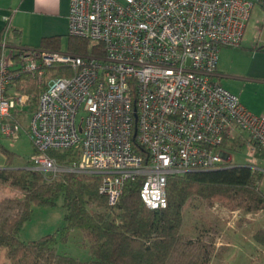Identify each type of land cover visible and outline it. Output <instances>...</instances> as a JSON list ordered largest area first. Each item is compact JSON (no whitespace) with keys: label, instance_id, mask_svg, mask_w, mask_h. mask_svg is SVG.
I'll return each mask as SVG.
<instances>
[{"label":"built area","instance_id":"1","mask_svg":"<svg viewBox=\"0 0 264 264\" xmlns=\"http://www.w3.org/2000/svg\"><path fill=\"white\" fill-rule=\"evenodd\" d=\"M256 7L264 11V0H70L68 34L103 53L15 47L4 37L0 136L24 135L35 94L17 82L28 73L42 89L26 132L29 169L48 182L98 176L114 207L141 177L145 205L165 209L170 176L238 165L222 147L228 139L242 141L244 164L264 177V115L215 79L222 47L242 45ZM5 23L7 36L10 16ZM55 65L72 75H49ZM52 150L78 158L59 161Z\"/></svg>","mask_w":264,"mask_h":264},{"label":"trees","instance_id":"2","mask_svg":"<svg viewBox=\"0 0 264 264\" xmlns=\"http://www.w3.org/2000/svg\"><path fill=\"white\" fill-rule=\"evenodd\" d=\"M61 40V36L44 38L41 47L60 48ZM97 47L91 41L70 35L71 51L102 54V46ZM72 73L71 68L62 65L48 71L51 76ZM18 81L35 94L36 106L42 91L36 80L22 73ZM222 147L239 156L245 151L239 139L225 140ZM0 150L6 157L5 167L0 168V184L23 194L21 198L8 196L0 201V248H5L12 264H211L216 250L214 240L207 235L192 237L183 233L184 207L189 200L199 198L208 206L219 202L245 212H264V177L244 162L229 168L172 175L167 185L168 207L149 209L140 195L141 177L126 183L119 203L112 207L99 192L98 176L65 173L48 182L41 172L27 166L15 167L14 151L1 144ZM50 154L59 161L78 158L72 150H52ZM61 196L67 211L65 225L38 239L21 240L19 233L31 220L33 207L54 206ZM76 229L83 232L89 246L88 260L57 249L58 243L68 240ZM254 239L264 247V224Z\"/></svg>","mask_w":264,"mask_h":264},{"label":"rangeland","instance_id":"3","mask_svg":"<svg viewBox=\"0 0 264 264\" xmlns=\"http://www.w3.org/2000/svg\"><path fill=\"white\" fill-rule=\"evenodd\" d=\"M264 11L256 7L249 19L247 29L239 46H223L220 51V58L226 59L230 68L234 71H242L250 66L251 58L254 53L260 51L256 48H264ZM262 30V31H260ZM260 31V32H259ZM61 51H69L70 35L61 37ZM240 95L241 93L237 90ZM242 101L249 106V102L255 101L264 108V86L250 84L244 88L241 95ZM37 102V101H36ZM34 109H29L25 113L24 135L18 142L3 140L0 144H5L12 151L16 150L18 155L14 159V166L29 167L28 160L34 155V147L27 135L28 123ZM255 112V111H253ZM31 114V115H30ZM264 115V112H256ZM245 151L241 156L231 154L236 163L245 161ZM6 157L0 150V167H3ZM264 190V179L262 181ZM23 197V194L14 191L9 187L0 184V201L4 197ZM34 214L19 233V238L23 241L38 239L46 234L54 233L65 225L66 208L64 207L63 196L59 197L54 206H34ZM185 225L183 233L188 236L205 237L213 239L216 250L211 264H264V247L259 245L255 239V233L263 227L264 212H245L242 209H232L219 202L213 206H208L199 198H193L184 207ZM84 234L81 230H72L68 240L60 241L57 249L61 253H66L80 260L90 259L89 246L86 243ZM86 243V244H85ZM0 264H12L6 256L5 248H0Z\"/></svg>","mask_w":264,"mask_h":264},{"label":"crops","instance_id":"4","mask_svg":"<svg viewBox=\"0 0 264 264\" xmlns=\"http://www.w3.org/2000/svg\"><path fill=\"white\" fill-rule=\"evenodd\" d=\"M69 7L70 0H0V54L4 37L11 46L41 47L44 38L67 35ZM7 16L11 17V28L5 36V17ZM260 48L262 49L256 48L260 51L254 53L247 71H233L226 59L220 58L219 60L215 79L236 93L240 99L246 86L250 84L264 86V48ZM17 83L24 84L20 81ZM235 90L241 94L239 95ZM34 104L31 109H34ZM243 104L250 111H255L253 113L264 112V108H260V105L255 101H250L249 106L244 102ZM0 138L5 140L2 136ZM1 145L6 146L5 144ZM14 152L18 155L16 150ZM261 159V163L264 165V158Z\"/></svg>","mask_w":264,"mask_h":264}]
</instances>
